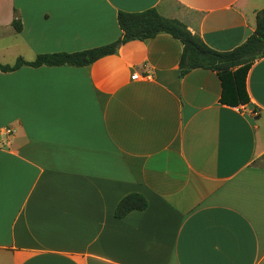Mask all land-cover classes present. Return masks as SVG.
Wrapping results in <instances>:
<instances>
[{"label": "crops", "instance_id": "1", "mask_svg": "<svg viewBox=\"0 0 264 264\" xmlns=\"http://www.w3.org/2000/svg\"><path fill=\"white\" fill-rule=\"evenodd\" d=\"M152 8L227 52L264 0H0V63L108 45L119 12ZM182 51L160 33L0 71V264H264V58L231 107L216 72L179 76ZM131 193L147 209L117 219Z\"/></svg>", "mask_w": 264, "mask_h": 264}, {"label": "trees", "instance_id": "2", "mask_svg": "<svg viewBox=\"0 0 264 264\" xmlns=\"http://www.w3.org/2000/svg\"><path fill=\"white\" fill-rule=\"evenodd\" d=\"M118 24L122 36L108 45L75 53L41 54L32 62L20 58L14 65L0 63V71L14 72L24 66L84 67L116 54L118 49L128 42L145 41L155 38L160 33H167L183 45L178 70L180 77L195 69L214 71L222 86V104L238 107L250 102L246 77L254 62L264 58V9L256 15L255 32L243 44L227 52L210 48L199 36L192 34L185 24L176 19L163 17L155 8L138 13L119 12ZM13 26L17 32H21L22 24L19 18L13 21ZM147 207L148 202L143 195L131 193L119 202L115 209V217L122 219L130 212L144 211Z\"/></svg>", "mask_w": 264, "mask_h": 264}, {"label": "built area", "instance_id": "3", "mask_svg": "<svg viewBox=\"0 0 264 264\" xmlns=\"http://www.w3.org/2000/svg\"><path fill=\"white\" fill-rule=\"evenodd\" d=\"M138 79H140V77H139L138 74H134V75L132 76V80H138Z\"/></svg>", "mask_w": 264, "mask_h": 264}]
</instances>
